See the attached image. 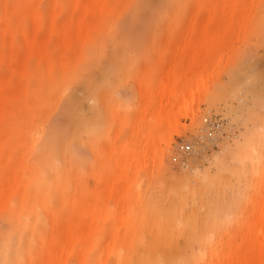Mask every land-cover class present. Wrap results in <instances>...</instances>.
Here are the masks:
<instances>
[{"label":"rangeland","instance_id":"rangeland-1","mask_svg":"<svg viewBox=\"0 0 264 264\" xmlns=\"http://www.w3.org/2000/svg\"><path fill=\"white\" fill-rule=\"evenodd\" d=\"M169 76L191 116L132 169ZM0 108V264L264 257V0H0ZM68 216L95 231L68 244Z\"/></svg>","mask_w":264,"mask_h":264},{"label":"bare ground","instance_id":"bare-ground-1","mask_svg":"<svg viewBox=\"0 0 264 264\" xmlns=\"http://www.w3.org/2000/svg\"><path fill=\"white\" fill-rule=\"evenodd\" d=\"M204 46L203 43H200V45L194 46L195 49H197L196 52L202 50V47ZM187 47L185 46V49ZM212 48H213V44H212ZM209 50V48H208ZM185 51V50H183ZM182 51V52H183ZM207 54V53H206ZM204 54V55H206ZM204 57V56H203ZM205 58V57H204ZM204 58H202V60H204ZM204 63V61L202 62ZM175 70L173 69V72ZM174 80V79H173ZM173 80L170 79V76L166 79L165 83H162L161 86H159V88L156 91V94H161L162 95H168V99L165 101H163L162 103H160L159 108L155 109L154 112L155 113L151 115V120H153L152 124H149V116L147 118V115H145V117L143 118V122L141 124L140 130H139V134L143 135L142 136V140L136 138L134 140V146L131 148V150L127 153V157H129V160L131 162V168H140L142 165L146 166L147 164V159L148 158H153L156 156L157 154V147L156 144L158 142L159 139L163 138L164 140L168 139V136L166 135V132L169 130L170 127L175 125V122H177L176 118H179V115L181 114H185L190 115V112L187 111L188 108V104L187 102L189 100H194L193 95L190 96L192 94V92L195 91V89L199 86V84H193L191 83L188 88L186 87L184 92H182L179 96H177V103L179 104V108L175 109L174 107L171 106V108L169 107L171 105V94H172V90H173V86L174 83L172 82ZM6 91L3 93L5 94ZM151 96V95H150ZM154 105H152L153 107ZM1 110V108H0ZM149 113V112H148ZM189 116V117H190ZM194 117V116H192ZM174 118V119H173ZM215 124H212V127H214ZM17 138H15V140H17L19 142L20 140H28L29 135L23 134L22 132H17L16 133ZM142 141V144H144V149L143 150H137V146L138 144H140ZM17 142V144H18ZM137 161H138V167H137ZM125 171H127L125 169ZM121 173V169L119 170H115V174L118 176ZM262 210L264 211V203L262 206ZM74 213L79 214V209H75ZM18 215V214H17ZM19 216V215H18ZM75 218V217H72ZM70 220V217L68 216V222ZM186 220V219H185ZM184 220V221H185ZM259 220L262 221V225L260 226V229L258 230V237L261 241L260 245L262 246L264 243L263 239H264V214L260 215ZM187 221V220H186ZM27 223V220L25 218H20V217H16L15 219L13 218V222H11V224H13V230H19L20 226H23ZM186 223V222H185ZM188 225V223H186ZM95 231V228H91L89 224H86L85 222H82L80 219L76 218L74 219L72 222L68 223V228L66 229L65 232V237L66 240L68 241V244L73 243V241L75 240V238L77 236H82L83 238L90 235L91 233H93ZM160 231V228L158 230V232ZM161 233V231L159 232ZM164 234V232H163ZM161 235V234H159ZM165 236L163 235V238ZM201 237V236H200ZM166 240L165 238L163 239V241ZM202 240V239H201ZM125 242V241H123ZM128 243V242H127ZM94 243L90 242L86 245V247L90 250L93 248ZM141 245V244H140ZM154 245V244H152ZM151 245V247H152ZM121 246V245H119ZM145 246V245H144ZM140 247V246H136L135 250H134V254L133 257L128 259L126 261L127 264H161V259L159 257V255H154V254H150V256H148V252L150 251V249H152L151 247ZM129 248V246H127V249ZM63 249L66 250H71L72 246L71 245H67L65 246ZM108 249L112 250L113 255H114V264H120L122 259H126L128 254H124L122 255L121 253H119L116 249L108 246ZM203 249V248H202ZM206 252L200 250H192V252L189 254V256L181 263V264H198V262L202 259H204ZM264 255V253H263ZM216 258H217V262L216 264H227L224 263V256H218L216 254ZM241 262L240 264H248V258L247 255L245 254V252L242 253L241 255ZM258 264H264V257L262 258V260L258 263Z\"/></svg>","mask_w":264,"mask_h":264}]
</instances>
